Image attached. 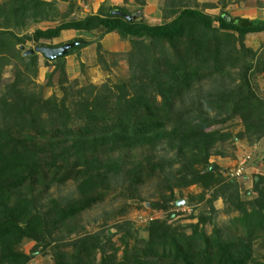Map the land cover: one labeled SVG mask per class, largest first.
Instances as JSON below:
<instances>
[{
    "label": "trees",
    "instance_id": "1",
    "mask_svg": "<svg viewBox=\"0 0 264 264\" xmlns=\"http://www.w3.org/2000/svg\"><path fill=\"white\" fill-rule=\"evenodd\" d=\"M55 1L0 4V264L29 262L33 255L17 249L23 239L33 240L34 249L40 246L42 252L50 247L53 264H264V255L258 259L252 246L259 238L264 247V175H254L256 195L241 199L236 177L224 176L209 162L211 155L226 156L217 148L223 142L244 138L254 143L264 135V99L251 83L253 73L264 71V59L244 44L246 35L264 32V19L231 16L225 0L217 15L192 7L190 0H165L157 23L145 21L140 9L100 4L95 13L20 34L29 24L54 20ZM60 1L69 2V11L74 6L72 0ZM97 29L132 39L129 78L112 86L68 80L65 57L89 43L74 36L69 42L81 43L65 56L43 57L52 65L43 86H50L56 74L61 96H43L41 85L28 87L38 54L24 55L19 45L25 48L30 40L58 46L62 43L41 40L51 41L62 30ZM96 46L100 49L98 41ZM12 60L13 79L1 83ZM234 118L243 126L236 134L224 130ZM152 179L160 202L151 206L167 209L177 201L174 189L198 185L199 201L210 192L208 211L200 210L197 220L185 226L167 222L174 212L167 219H151L140 247L128 246L135 235L130 222L114 224L116 232H123L118 260V247L103 242L102 231L56 243L53 233L115 192L113 185L134 191ZM69 180L76 197L43 201L49 187ZM218 198L225 212L237 215L207 234L202 225L217 212L213 201ZM230 231L240 236H224ZM106 247L112 251L106 253ZM96 251L101 252L97 263Z\"/></svg>",
    "mask_w": 264,
    "mask_h": 264
},
{
    "label": "rangeland",
    "instance_id": "2",
    "mask_svg": "<svg viewBox=\"0 0 264 264\" xmlns=\"http://www.w3.org/2000/svg\"><path fill=\"white\" fill-rule=\"evenodd\" d=\"M5 0H0V4ZM74 6L69 11V2L56 0L54 13V20L41 21L38 23H32L24 27L20 34H31L35 28L46 29L54 27L61 20H66L72 16L80 17L84 13H95L100 4H103L105 8L109 6H122L129 11H135L140 9L142 18L149 23H157L162 20L164 9L166 8L165 0H143L142 5L136 0H72ZM190 5L201 9L203 12L210 15H217L220 8V0H190ZM226 5L224 10L231 16H239L244 18H260L264 19V0H225ZM140 6V7H139ZM53 13V14H54ZM66 14V17L63 15ZM64 17V18H63ZM1 22V19H0ZM213 25H216L214 22ZM102 29H97L92 32H75L69 35H62L61 41L57 43L69 42L74 37H81L87 40L89 43L81 49L75 50L72 54L65 57V72L68 80H76L78 85L95 84L97 86L107 83L112 86L115 83L124 81L129 78L130 64L128 59V53L133 49L132 42L129 38L122 39L118 34L102 33ZM103 34V35H102ZM42 42H53L48 40H41ZM100 43V49L97 50L96 42ZM245 46L256 50L257 57L264 59V32L254 33L246 35L244 39ZM35 42L26 41L25 49L36 46ZM19 47V46H18ZM38 58H41L38 64L35 76L32 77L33 83L28 85L29 88L34 86V89H38V85L43 96H49L55 94L61 96V91L58 87L57 75L52 77V84L50 86L45 85L48 74L52 69V65L47 62L41 54H38ZM255 61V59H254ZM6 65L1 73V83L9 82L13 79L14 64L15 61ZM19 67H21L19 65ZM237 68L233 69L232 76H234ZM228 78H226L227 80ZM206 82V81H205ZM203 82V85L205 84ZM251 83L255 92L264 99V71L255 72L251 75ZM36 84V85H35ZM204 88H208L209 85L205 84ZM224 130H229L233 134H236L243 129V126L239 122V118H234L224 124ZM226 152V156L211 155L209 162L214 163L222 169L224 176H229L240 161L246 158L244 164L245 169L243 174L235 176L237 180L238 193L241 199L252 198L256 194L252 192L254 175H264V135L262 138L254 143H249L248 140L236 139L228 140L218 145ZM216 148V149H217ZM138 151V155H139ZM116 191H112L110 195L104 197L103 200L94 204L88 209H85L73 218L67 220L64 225L53 233L56 237V243H62V241H69L72 238L82 236L85 234H92L94 232L102 231V241L118 247L115 252L116 260L121 258L122 247L120 238L123 232H116L113 225L128 221L132 224L133 231L135 233L133 239H128L127 243L129 248L134 245L140 247L143 244V240L146 238V226L151 219H167L169 212H174L175 215L167 222H172L175 225L185 226L197 219L196 216L200 210L208 211V205L206 199L210 196L209 191H205L203 199L198 200L197 196L202 192V189L198 185H191L181 190L174 189V197L177 201L184 199L185 204H175L167 209L156 208L151 206L150 203L159 201L158 190H156V181H151L139 186L134 191H128L121 185H113ZM250 193L247 195V192ZM117 192H123L124 195H120ZM47 198L43 201L47 202L50 198H57L62 200L66 198L76 197L75 184L72 181H67L62 185H52L47 190ZM193 197V200L189 203L188 200ZM214 207L217 212L213 215L209 222L202 225V228L207 234H211L214 227L225 228L230 224V219L237 215V212H225V204L222 199L218 198L213 201ZM193 215V217H190ZM232 234V235H229ZM240 236L239 233H232L231 231L224 236ZM62 239V240H61ZM259 239V238H258ZM258 239L253 240V255L260 259L264 255V247H262ZM61 241V242H58ZM40 246L34 249V241L30 239H23L18 248L24 253H31L33 257L27 264H53V251L48 247L44 252L39 251ZM63 250H69L70 246H62ZM112 250L106 247L105 252L110 253ZM101 252L96 251L95 263L100 259Z\"/></svg>",
    "mask_w": 264,
    "mask_h": 264
},
{
    "label": "water",
    "instance_id": "3",
    "mask_svg": "<svg viewBox=\"0 0 264 264\" xmlns=\"http://www.w3.org/2000/svg\"><path fill=\"white\" fill-rule=\"evenodd\" d=\"M113 13L122 15L123 17L130 19L131 17L127 16L123 12L119 10H114ZM84 16V13L82 14ZM81 41H72V42H65L58 46H43V45H36L32 48L25 49L23 45H19V49L22 50L24 55H32V54H41L47 60H55L58 57L65 56L68 49H71ZM76 50V49H75ZM186 201L184 199L176 201L175 204H185Z\"/></svg>",
    "mask_w": 264,
    "mask_h": 264
},
{
    "label": "crops",
    "instance_id": "4",
    "mask_svg": "<svg viewBox=\"0 0 264 264\" xmlns=\"http://www.w3.org/2000/svg\"><path fill=\"white\" fill-rule=\"evenodd\" d=\"M79 33V32H85V31H79V30H62V31H60V33L57 35V36H54L52 39H51V41H53L52 43H57V42H59V41H61L60 39H61V37H62V35H69L70 33ZM75 35V34H74ZM40 60H41V58H38V64L39 63H41L40 62Z\"/></svg>",
    "mask_w": 264,
    "mask_h": 264
},
{
    "label": "built area",
    "instance_id": "5",
    "mask_svg": "<svg viewBox=\"0 0 264 264\" xmlns=\"http://www.w3.org/2000/svg\"><path fill=\"white\" fill-rule=\"evenodd\" d=\"M247 160H246V158H244V159H242L241 161H240V163L238 164V166L235 168V170H233L231 173H229V176H233V177H237V176H240L241 174H243V171H244V169H245V166H244V164H245V162H246Z\"/></svg>",
    "mask_w": 264,
    "mask_h": 264
}]
</instances>
